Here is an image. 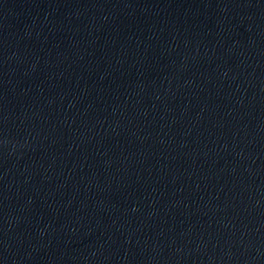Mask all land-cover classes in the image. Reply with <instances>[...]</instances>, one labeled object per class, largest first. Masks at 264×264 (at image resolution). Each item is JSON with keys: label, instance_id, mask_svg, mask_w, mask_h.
Here are the masks:
<instances>
[{"label": "water", "instance_id": "water-1", "mask_svg": "<svg viewBox=\"0 0 264 264\" xmlns=\"http://www.w3.org/2000/svg\"><path fill=\"white\" fill-rule=\"evenodd\" d=\"M0 264H264V0H0Z\"/></svg>", "mask_w": 264, "mask_h": 264}]
</instances>
